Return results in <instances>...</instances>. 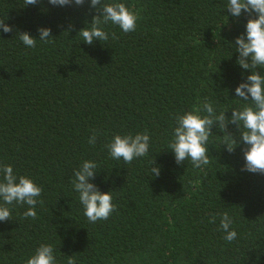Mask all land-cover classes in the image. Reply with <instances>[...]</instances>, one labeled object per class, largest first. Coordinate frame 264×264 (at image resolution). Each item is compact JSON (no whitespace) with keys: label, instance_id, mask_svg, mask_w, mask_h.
<instances>
[{"label":"trees","instance_id":"obj_1","mask_svg":"<svg viewBox=\"0 0 264 264\" xmlns=\"http://www.w3.org/2000/svg\"><path fill=\"white\" fill-rule=\"evenodd\" d=\"M107 3L138 13L136 30L109 23V39L88 45L79 32L99 15L90 0H0V20L13 29H0V165L43 189L36 219L24 218L27 205L8 206L0 264H26L41 244L53 245L57 264L72 255L76 264H264V174L242 171L247 146L237 126L228 125L240 141L233 152L213 126L203 170L190 160L178 165L168 147L177 115L206 100L229 118L242 107L235 89L252 73L237 64L235 40L252 17L232 16L228 0ZM40 28L51 29V42L28 48L19 39L27 32L39 40ZM145 131L146 157H110L115 135ZM85 160L98 165L89 182L113 192L117 210L107 220L89 222L73 189ZM225 211L237 233L231 242L217 215Z\"/></svg>","mask_w":264,"mask_h":264},{"label":"clouds","instance_id":"obj_2","mask_svg":"<svg viewBox=\"0 0 264 264\" xmlns=\"http://www.w3.org/2000/svg\"><path fill=\"white\" fill-rule=\"evenodd\" d=\"M25 6L36 5L38 0H24ZM73 0H49L54 6L70 5ZM85 0H74L76 5H83ZM91 7L95 8L99 15L94 16L90 27H85L79 32L83 41L92 45L94 41H107L109 33L104 26L111 23L118 26L124 33L134 32L139 19L138 13L125 6L123 3L102 4V0H90ZM100 7H97V6ZM228 11L234 17L247 13L250 17L246 24V35L242 34L235 40L236 52L239 53L237 64L245 70L251 69V75L246 77V82L240 83L235 89V94L242 107L231 110V117H227L222 111L217 114L213 104L205 101L202 107H196L182 115L175 117L176 127L169 148L174 153L175 162L180 165L190 160L193 168L203 170L202 166L210 163L207 144L213 136L212 128L215 125L224 140V145L229 152H233L242 141L247 147L243 149L246 170L251 173L264 174V73L257 69H264V0H228ZM0 29L4 33L12 32V27L0 20ZM39 40L30 36L27 32L18 33L19 39L28 48H35L37 41L49 43L51 37L50 28H40ZM112 39L118 37L113 32ZM249 97L251 101L249 102ZM237 126L240 133V141L228 132V125ZM99 133L93 132L88 143L95 145ZM111 158L123 159L130 164L134 159L146 157L150 148V135L147 131L121 136L115 135L113 140L106 145ZM155 160L152 162V165ZM98 165L92 160H85L74 171L72 180L73 189L79 194V202L84 208V215L89 222L107 220L115 212L113 192L102 193L98 187L89 182L96 175ZM151 173L160 175L158 167H151ZM0 222L11 220L9 205H27L28 209L23 213L24 218L36 219V205L38 197L43 191L31 178L17 176L10 165H0ZM220 217V229L226 235L224 239L231 242L237 238L235 230H231L232 217L228 212L217 213ZM216 215H213L209 223H215ZM26 264H57L54 255V247L51 244H41ZM67 264H76L72 255L68 257Z\"/></svg>","mask_w":264,"mask_h":264}]
</instances>
